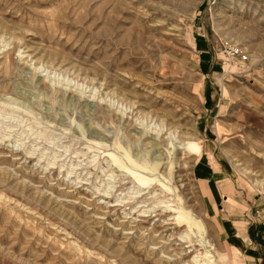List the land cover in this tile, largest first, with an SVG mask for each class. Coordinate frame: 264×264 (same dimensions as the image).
I'll list each match as a JSON object with an SVG mask.
<instances>
[{"label":"rangeland","instance_id":"374dc122","mask_svg":"<svg viewBox=\"0 0 264 264\" xmlns=\"http://www.w3.org/2000/svg\"><path fill=\"white\" fill-rule=\"evenodd\" d=\"M207 262L264 264V0H0V264Z\"/></svg>","mask_w":264,"mask_h":264},{"label":"built area","instance_id":"2783aa9c","mask_svg":"<svg viewBox=\"0 0 264 264\" xmlns=\"http://www.w3.org/2000/svg\"><path fill=\"white\" fill-rule=\"evenodd\" d=\"M227 55L231 62L237 61L238 63H244L246 60L245 55H243L239 49L234 46L227 47Z\"/></svg>","mask_w":264,"mask_h":264},{"label":"bare ground","instance_id":"6f19581e","mask_svg":"<svg viewBox=\"0 0 264 264\" xmlns=\"http://www.w3.org/2000/svg\"><path fill=\"white\" fill-rule=\"evenodd\" d=\"M198 150V149H197ZM209 264V262H207Z\"/></svg>","mask_w":264,"mask_h":264},{"label":"crops","instance_id":"0c3cea01","mask_svg":"<svg viewBox=\"0 0 264 264\" xmlns=\"http://www.w3.org/2000/svg\"><path fill=\"white\" fill-rule=\"evenodd\" d=\"M226 201H227V199H226Z\"/></svg>","mask_w":264,"mask_h":264}]
</instances>
